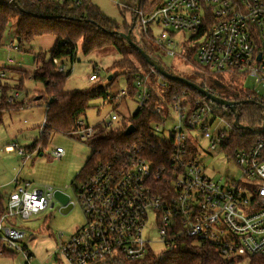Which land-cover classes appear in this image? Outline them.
Listing matches in <instances>:
<instances>
[{
  "label": "built area",
  "instance_id": "1",
  "mask_svg": "<svg viewBox=\"0 0 264 264\" xmlns=\"http://www.w3.org/2000/svg\"><path fill=\"white\" fill-rule=\"evenodd\" d=\"M50 1H70L76 6L82 3V0ZM133 13L146 33L150 24L162 26L165 31L191 33L190 39L199 41L195 56L205 71L204 77L206 74L222 78L228 74L232 79L253 77L256 83H264V0H164L148 16L138 3ZM155 40L168 57L182 53L177 51L176 43L166 39L165 33ZM54 63L59 73H71L65 60L55 58ZM93 70L89 80L96 82L99 70L96 67ZM151 74L156 80L152 86L149 75L142 72L138 76L136 112L148 108L153 90L159 102L151 111L159 121L150 125L146 145L134 141L120 164L99 168L73 188L86 223L68 240L60 235L56 250L59 264L61 260L67 264L138 263L153 254L152 242L145 236L150 222L157 226L160 243L172 247L171 250L176 240L184 236L199 246L214 249L223 259L235 261L234 264H245L238 259L249 256L264 258V139L257 138L247 149L231 154L238 169L237 179L216 181L208 175L203 159L226 151L234 132L243 134L251 132V128L236 127V112L202 94L204 98L195 99L188 91L165 96L164 92L170 90L165 78L153 68ZM202 88L236 101L208 83ZM20 97L15 92L8 102L14 103ZM117 97L125 100L127 90H121ZM253 99L249 97L245 102H258L261 106L264 131V100ZM227 111L229 115L221 113ZM232 114L234 124L229 119ZM111 118L118 120L116 115ZM44 125L45 121L39 127L40 132ZM75 132L83 140L95 135L93 127L83 120L78 121ZM156 145L170 150L167 164L158 166L149 156ZM11 148L24 163L38 152L18 143L11 144ZM53 155L60 159L65 150L57 147ZM230 161L228 158L227 163ZM13 186L0 213V243L4 248L0 255L12 250L23 258L21 264H32L35 257L24 245L29 232L19 227L17 220H29L51 208L55 190L48 186L38 188L19 177ZM69 205L72 209L75 206L70 197L61 207Z\"/></svg>",
  "mask_w": 264,
  "mask_h": 264
},
{
  "label": "rangeland",
  "instance_id": "2",
  "mask_svg": "<svg viewBox=\"0 0 264 264\" xmlns=\"http://www.w3.org/2000/svg\"><path fill=\"white\" fill-rule=\"evenodd\" d=\"M137 1L92 0V4L100 8L101 12L106 14L108 18L117 22L121 33H125L128 31L126 24L131 25L133 23L132 12L138 3ZM125 25L126 28H124ZM150 29L153 36H155L154 39L146 35L147 33L143 31L140 21L137 20L132 35L136 43L146 46L148 54L161 67L175 75H183V77L193 82L200 83L205 81V83L215 86L212 78L198 75L184 58L179 55L174 58L168 57L155 40L157 36L165 33L166 39H171L177 44V51L184 52L185 50L194 48L199 43V41L190 39L191 33L165 31L162 26L158 27L156 24H150L149 32ZM14 30L15 26L10 28V31L14 32ZM46 43L47 41L44 40L42 45ZM37 44L38 42H35V40L29 43L23 42V44L15 40L16 50L9 53L8 57V59L13 61L14 65L6 63L7 50L5 46L7 44H3V47L0 48V62H4L7 67L19 68L25 71L29 70V68H35V55L33 54L41 50ZM118 45L124 47L121 41L118 42ZM125 45L127 48L128 45L126 43ZM43 47H47L43 49L47 54L52 50V47ZM18 50H21V52ZM22 53L24 55L20 56ZM130 53L128 52V54ZM23 57L24 60L22 59ZM130 57L134 59L133 56ZM74 58V63H71L70 57L65 60L68 69L72 70L64 85L66 92L83 91L94 86H102L108 89V98L94 99L90 103V108L81 117V120L85 121L86 124L95 130L93 137L83 140L74 131L70 132V134H64L51 130L50 139L47 146L43 148L42 153L37 152L26 163L23 162L22 157L17 155L15 150L8 149L13 143H18L20 147H29L35 141L40 140L41 137L39 127L46 117V106L43 101H40L43 97L42 91L44 90V86L28 79L23 81L24 90L19 91L21 97L18 100H23L28 93L29 99L26 101L27 105H24L21 109L14 110V113L0 115V170L3 171V177L13 182L19 175L22 180L32 182L38 188L48 186L54 190L65 192L75 203V206L68 214L61 213V205L55 200L54 207L47 209L45 212L31 217L29 220H22L21 218L17 220L18 226L29 232L24 245L35 257L32 264H59L56 250L60 243V235H63V240H68L78 228L86 223V216L79 204L73 186L78 181V174L94 151L89 143L98 140L106 132L111 130L118 131L123 124L131 125L130 117L138 110L135 97L128 96L125 100L117 97L121 90H127L126 75L128 73L127 69L118 70L114 68V64L121 60L119 53L114 47H104L85 56L82 51V43H79ZM192 61L197 62L195 55L192 57ZM136 65L140 67V65ZM95 67L99 70V78L96 82H91L89 77L94 73L93 69ZM7 72L9 74L6 75L12 76V82L14 83L21 77L17 75V72H13L12 70ZM110 76L113 77L112 80L108 79ZM222 78L224 80V87L219 89L216 85L215 88L221 90L230 99L246 101L251 97L254 98L253 101L258 98L264 100V83H256L253 77L232 79L230 75L224 74ZM157 92L161 93L159 90ZM127 93L129 94L128 90ZM34 99L37 102H34ZM221 113L229 115L228 111ZM259 114L261 115V112ZM112 115H116L118 120L113 121ZM260 115L258 119L254 115H245L242 117L240 125L242 127L251 125L253 131H262L259 123ZM57 147L65 150V155L60 159L55 158L53 155ZM228 158L231 160L230 163H227ZM203 161L208 175L216 181L222 179L226 182L238 177V169L228 150L220 152L218 155L211 154L204 158ZM145 236L152 242L150 247L155 257H163L172 249V247L160 243L157 226L153 222L149 223ZM22 262L23 258L21 256L9 257L4 254L0 255V264H21ZM60 264L67 263L61 260Z\"/></svg>",
  "mask_w": 264,
  "mask_h": 264
},
{
  "label": "trees",
  "instance_id": "3",
  "mask_svg": "<svg viewBox=\"0 0 264 264\" xmlns=\"http://www.w3.org/2000/svg\"><path fill=\"white\" fill-rule=\"evenodd\" d=\"M163 1L140 0L139 5L143 14L148 16L157 10ZM8 2L9 0H0V48L3 47V44H7L5 48L10 52V50H16L15 40L23 44V42L29 43L43 36H53L56 38L55 46L48 54L43 50L33 54L35 55V68L32 72L20 71L19 73V71L12 70L21 76L17 82H12V76L0 74V115L4 111L18 110L27 105L26 101L29 99L28 93L21 101L8 102V97L11 94L24 90V80H32L44 86V90L42 91L43 97L40 100L46 106L44 129L40 132V140L35 141L27 148L25 147L26 149L42 153L43 148L47 146L50 139L51 130L64 134H70L72 131L75 132L78 129V121L82 119L81 117L90 108V103L97 98H108V89L102 86H94L87 90L72 93L65 91L64 85L70 73L66 75L59 73V67L55 65L54 59L57 58L63 61L70 57L71 63H74V56L79 43H82V51L85 56L104 47L112 46L117 50L121 60L114 64V68L118 70L127 69V90L130 94L128 96L134 97L136 95V83L138 76L142 74L141 72L149 75L150 86L155 83V76L151 74L152 67L146 63L135 48L129 46L126 40L121 37L119 24L102 13L100 8L94 6L92 0H82L80 6L74 5V2L70 1L58 3L50 0H15L11 5ZM132 16L133 23L131 25L126 24L128 31L125 33H128L130 30L133 33L138 19L135 20L136 15L133 12ZM126 25L124 28H126ZM14 26V32L10 31V28ZM146 35L154 39L152 32H148ZM6 40L7 43H5ZM132 40L136 43L133 35ZM120 41L123 42L124 47L118 45ZM125 43L128 45L127 48L125 47ZM136 44L148 53L146 46L139 43ZM128 52L131 53L128 54ZM195 54L196 49L194 47L193 49L185 50L179 56L184 58L198 75L204 74V69L197 62L192 61V57ZM129 55L133 56L134 59H131ZM136 64L140 65V67H137ZM4 71L7 74L9 73L7 69H4ZM167 71L175 75L169 70ZM181 76L183 77V75ZM205 76L207 77L208 75L205 74ZM210 78H212L215 86L217 85L219 89L224 87L223 78L219 76L215 78L211 76ZM165 80L170 87L169 91L164 92L165 96H170L177 91H188L194 99L204 98L200 93L180 82ZM195 83L203 87L205 81ZM215 86H212V88L216 89ZM151 92L153 98L148 108L139 110L135 115L130 117V124L136 127L133 135H125V131L129 125L123 124L118 131L111 130L106 132L98 140L89 143L94 151L78 174V181L73 186L74 188L78 187L99 168L120 164L124 160V154L131 148L134 141L138 145L140 143L147 144V138L145 137L149 133L150 125L155 121H159V118L151 111L156 103L159 102V97L153 90ZM234 100L238 101L239 105L236 108L235 115L232 114L229 118L233 124L234 116L239 117V122L241 123L242 117L245 115H254L258 119L259 112H261L259 123L262 126V108L258 102L247 104L239 99ZM34 102L37 101L35 100ZM248 127L252 128L251 125ZM260 137L264 139V131H253L251 129V132H244L243 134L234 132L226 150L231 155L239 149H247ZM169 151V149L167 150L164 147L156 145L149 156L157 161L158 166L165 165L168 163ZM6 202V198L0 195V213L4 211ZM1 250H4V248H2L0 243ZM3 254L9 257H18L17 253L10 250L3 251ZM154 255L149 254L144 260L135 264H234L235 262L223 259L214 249L199 246L194 243V240L184 236L176 240L173 250L168 254L163 257H155ZM238 261H245V264H264V258L261 255L240 258Z\"/></svg>",
  "mask_w": 264,
  "mask_h": 264
},
{
  "label": "water",
  "instance_id": "4",
  "mask_svg": "<svg viewBox=\"0 0 264 264\" xmlns=\"http://www.w3.org/2000/svg\"><path fill=\"white\" fill-rule=\"evenodd\" d=\"M139 1L140 0H138V5H139ZM121 37L126 40V42L129 46L135 48L141 54L142 58L146 61V63L148 65H150L155 71H157V73H159L165 79L180 82L183 85H186V86L192 88L193 90L197 91L198 93L204 95L205 97H207L212 102L229 108L233 113L236 112L237 105L239 104L238 102L229 101L227 99H223V98H220V97L215 96L213 94H210L208 91L203 89L197 83H195L191 80H188L182 76L173 75V74L169 73L167 70H165L163 67H161L155 59H153L147 52H145L139 45H137L132 40V31L131 30L127 34L121 33ZM201 76L204 77L203 74H201ZM112 78L113 77L110 76L108 79L112 80ZM234 125L236 127L245 128L246 130H250V127H248V126H245V127L240 126L239 117H236ZM135 131H136V127L131 124L127 127V129L125 131V135L126 136L133 135L135 133ZM54 200L58 201L60 203V205H66L69 201V196L60 190H55ZM54 204H55V202L52 203L51 207H53ZM71 209H72L71 205H69L68 207H61V213L62 214H68L71 211Z\"/></svg>",
  "mask_w": 264,
  "mask_h": 264
},
{
  "label": "crops",
  "instance_id": "5",
  "mask_svg": "<svg viewBox=\"0 0 264 264\" xmlns=\"http://www.w3.org/2000/svg\"><path fill=\"white\" fill-rule=\"evenodd\" d=\"M103 13V12H102ZM106 15V14H105ZM44 40L47 41V43L45 45H42V43L44 42ZM38 42V46L41 50L43 49H46L47 47H43V46H49V47H52L51 49H53V47L55 46V43H56V38L55 37H52V36H43V37H38L35 39V42ZM7 43V40L6 42ZM15 50V49H13ZM13 50H10V52L6 51V63L8 64H11V65H14L13 61L11 59H8L9 57V53H11ZM21 52V50H18ZM24 53L20 54V56H23ZM24 60V57L22 58ZM18 61V60H16ZM4 69L6 70H15V71H21L22 69H19V68H13V67H7L6 64L4 62H0V73L2 74H7L5 73ZM34 70V68H29V70L25 71V70H22L23 72H32ZM9 74V73H8ZM4 75V76H5ZM7 77V76H5ZM14 110L12 111H4L2 112V115L5 114V113H14L13 112ZM27 148V147H26ZM8 149L10 150H14V149H11V147H9ZM13 152V151H12ZM11 153V152H10ZM18 155V154H17ZM19 156V155H18ZM2 170H0V195L4 198H6V200L8 199V196L9 194L14 190V186H13V182H10L9 180H6L3 175H2ZM17 176V175H16ZM17 177H19L20 180H22L20 178V176L18 175ZM11 188V189H10Z\"/></svg>",
  "mask_w": 264,
  "mask_h": 264
},
{
  "label": "flooded vegetation",
  "instance_id": "6",
  "mask_svg": "<svg viewBox=\"0 0 264 264\" xmlns=\"http://www.w3.org/2000/svg\"><path fill=\"white\" fill-rule=\"evenodd\" d=\"M235 102H238V101H235ZM242 102H245V101H242ZM238 103H239V102H238ZM245 103H246V102H245ZM247 104H249V103H247ZM251 104H253V103H251ZM238 105H239V104H238ZM238 105H237V106H238ZM240 126H241V125H240Z\"/></svg>",
  "mask_w": 264,
  "mask_h": 264
}]
</instances>
